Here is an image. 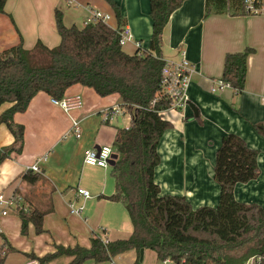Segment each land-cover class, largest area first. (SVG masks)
<instances>
[{"label": "crops", "instance_id": "obj_1", "mask_svg": "<svg viewBox=\"0 0 264 264\" xmlns=\"http://www.w3.org/2000/svg\"><path fill=\"white\" fill-rule=\"evenodd\" d=\"M115 1L124 16L121 26L107 0H7L5 12H0V62L12 63L13 55L5 51L19 44L26 49L34 48L38 41L50 48L58 46L61 36L56 26L57 9L67 26H84L92 11L99 10L110 16L106 23L114 29L124 25L131 28L132 41L123 46L127 53L137 51L136 41L148 50L155 28L156 0ZM248 47L253 52L248 59L245 88L237 91L230 86L212 92L213 81L222 79L226 54ZM183 50L194 71L186 107L165 113L173 125L164 133L158 148L161 159L155 181L161 193L184 195L195 208L217 206L220 186L214 178L216 154L223 136L235 133L259 151L261 169L257 179L236 185L235 196L246 203L264 205V133L260 130L264 119V14H244L242 0H184L164 27L162 55L165 60L179 61ZM73 95L83 97L82 108L67 112L53 104L47 93L39 92L25 112L15 115V120L25 125L24 149L1 163L0 193L6 197L19 195L20 206L25 209L43 210L45 231L36 233L31 223L28 233L22 234V221L15 207L1 215L0 248L8 251L4 264L39 261L38 257L54 252L56 245L90 247L94 235L112 241L133 232L124 204L105 197L116 189L112 166L84 163L86 149L113 145L117 127H129L131 114L105 119L106 109L121 104L117 94L102 97L92 88L77 84L65 96ZM10 106H1L0 114ZM74 120L80 123V138L70 133ZM14 142V135L0 123V148ZM45 155L40 172L28 170ZM27 171L29 176L24 178ZM32 175H38V179L29 181ZM77 186L90 190L92 197L77 196ZM70 202L82 205V213H72ZM146 250L149 249L144 255ZM125 253L136 264L135 249L116 255L109 264H119ZM72 259L63 255L47 264H68ZM144 259L145 256L140 259L141 264ZM159 263L157 258L155 264ZM84 264L98 263L88 260Z\"/></svg>", "mask_w": 264, "mask_h": 264}, {"label": "trees", "instance_id": "obj_2", "mask_svg": "<svg viewBox=\"0 0 264 264\" xmlns=\"http://www.w3.org/2000/svg\"><path fill=\"white\" fill-rule=\"evenodd\" d=\"M113 7L119 25L124 16L120 4L107 0ZM184 0H156L153 10L155 28L148 50L127 53L120 43L118 29L101 20L84 26H67L63 13L56 10L58 46L50 48L38 41L34 48L22 44L5 53L12 54V63L0 62V107L11 106L0 114L15 137L11 146L0 148V165L14 153L24 149L25 125L15 115L25 112L39 93L61 99L72 86L81 84L104 97L117 94L126 113L131 114L129 127H117L113 147L118 158L111 167L116 189L105 196L121 202L133 223L129 237L104 243L99 235L91 237V246L56 245L54 252L38 257L40 264L68 255V264L111 261L118 254L135 249L136 264H141V249L153 250L158 260L174 258L185 264H264V205L246 203L235 196L238 183H247L260 176L259 151L250 147L235 133L223 136L217 150L214 178L220 186L217 206L193 207L180 194H162L155 181L160 162L159 145L164 133L172 127L163 111L172 99L161 95L162 37L170 14ZM7 0H0V12H5ZM252 48L227 53L222 78L233 88H245L249 55ZM260 130L264 133L263 127ZM28 172L24 178H28ZM31 177V178H30ZM29 181H36L32 175ZM21 218L22 234L29 225L41 234L45 231V212L40 209L15 208ZM7 244V242L5 243ZM4 245V244H3ZM10 250H15L14 248ZM8 251L0 248V264Z\"/></svg>", "mask_w": 264, "mask_h": 264}, {"label": "built area", "instance_id": "obj_3", "mask_svg": "<svg viewBox=\"0 0 264 264\" xmlns=\"http://www.w3.org/2000/svg\"><path fill=\"white\" fill-rule=\"evenodd\" d=\"M242 12L247 15H261L264 14V0H242ZM110 16L104 14L99 10H93L92 15L86 20L85 25L90 22L103 21L107 22ZM120 35V43L122 46L132 41L131 28L127 25L122 26L118 29ZM136 46L141 51L144 50L143 43L141 41H136ZM185 51H182V57L179 61L165 60V64L162 69V89L161 95H166L172 99L171 106L163 111L165 113L171 110L180 111L189 102L188 89L191 84V78L193 73V67L190 61L186 58ZM213 87H211L212 92L222 91L230 86L229 82L222 79H217L213 81ZM237 91H239L237 89ZM53 104L60 106L65 111L69 112L74 109H79L83 107L84 101L81 95L64 96L61 99L51 97ZM262 102L264 104V96L262 97ZM125 108L122 105H115L114 107L108 108L104 111L105 119L110 120L114 117L124 114ZM166 118V117H165ZM73 128L70 133L74 134L77 138L81 137V129L79 127V121H73ZM262 127L264 130V119L262 122ZM68 133V134H70ZM116 153L112 145H103L100 147H93L86 149L84 153V163L91 166H100L104 168L111 167V159L113 154ZM47 159V155L40 157L37 161L28 167V170L34 172H40V162ZM77 196H82L84 198L92 197L90 190L77 186L75 189ZM22 197L19 195H12L6 197L3 193H0V216L7 215L9 210L16 208L21 205ZM70 210L72 213L81 214L83 211V206H76L74 202L69 203ZM1 230V227H0ZM103 239V238H102ZM104 243H108V239H103ZM26 264H40L38 260H31ZM112 264V263H111ZM159 264H185L184 261H177L174 258L167 257L160 260ZM246 264H255L254 259H249Z\"/></svg>", "mask_w": 264, "mask_h": 264}, {"label": "rangeland", "instance_id": "obj_4", "mask_svg": "<svg viewBox=\"0 0 264 264\" xmlns=\"http://www.w3.org/2000/svg\"><path fill=\"white\" fill-rule=\"evenodd\" d=\"M126 124L129 123V120L127 117L124 118ZM2 236V234H0V237ZM145 256V259H144V262L143 264H155V262L157 261V257L155 255V252L153 250H146V254L144 255ZM18 257V255L16 256ZM119 261V264H133V259L130 257V254H124L123 257H122V260H118ZM98 264H109V261H105V262H97Z\"/></svg>", "mask_w": 264, "mask_h": 264}, {"label": "water", "instance_id": "obj_5", "mask_svg": "<svg viewBox=\"0 0 264 264\" xmlns=\"http://www.w3.org/2000/svg\"><path fill=\"white\" fill-rule=\"evenodd\" d=\"M118 156H119L118 153H114V154H113V157H112V159H111V166H114V165H115ZM144 252H145V249H144V248L141 249V252H140V259H141V260H143Z\"/></svg>", "mask_w": 264, "mask_h": 264}]
</instances>
